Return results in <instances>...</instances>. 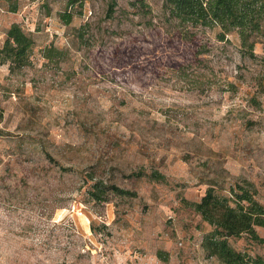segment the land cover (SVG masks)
Instances as JSON below:
<instances>
[{"label": "rangeland", "instance_id": "rangeland-1", "mask_svg": "<svg viewBox=\"0 0 264 264\" xmlns=\"http://www.w3.org/2000/svg\"><path fill=\"white\" fill-rule=\"evenodd\" d=\"M132 1L0 0V45L13 21L34 38L28 64L0 60V264H218L193 202L212 185L264 206V34L253 55L217 26L187 39Z\"/></svg>", "mask_w": 264, "mask_h": 264}, {"label": "trees", "instance_id": "trees-1", "mask_svg": "<svg viewBox=\"0 0 264 264\" xmlns=\"http://www.w3.org/2000/svg\"><path fill=\"white\" fill-rule=\"evenodd\" d=\"M84 0H66L68 6L81 7ZM133 5L146 6V0H133ZM116 0H108L106 14L114 12ZM10 10H16L12 5ZM162 10L167 20L181 27L180 35L190 39L199 27H219L218 37L224 38L226 33L236 32L240 43L251 55L255 44V36L264 34V0H162ZM74 10L59 13L64 24H68ZM34 44L30 30L17 21L10 23L5 38L0 45V60L7 62L9 69L20 68L29 62V51ZM56 48L48 46L43 55L51 58ZM61 50H58L60 52ZM264 64V56L262 57ZM264 83V69L261 76ZM3 109L0 106V119ZM161 177L158 173L153 174ZM95 195L101 197L105 189L122 194H131L129 190L115 184L94 183ZM194 209L213 228L202 239V247L206 254L214 255L218 264H264L260 254L250 256L247 252L237 250L229 244L227 236L248 233L251 238L264 247V236L257 234L255 225H264V206L253 197L249 190H242L236 198L217 194L214 186L209 185L198 201L193 202Z\"/></svg>", "mask_w": 264, "mask_h": 264}]
</instances>
